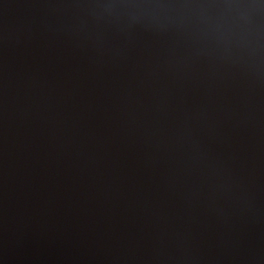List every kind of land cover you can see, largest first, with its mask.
I'll return each instance as SVG.
<instances>
[{
  "label": "water",
  "instance_id": "95a60500",
  "mask_svg": "<svg viewBox=\"0 0 264 264\" xmlns=\"http://www.w3.org/2000/svg\"><path fill=\"white\" fill-rule=\"evenodd\" d=\"M0 264H264V0H0Z\"/></svg>",
  "mask_w": 264,
  "mask_h": 264
}]
</instances>
